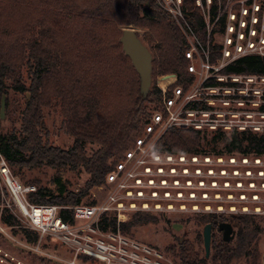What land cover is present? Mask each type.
<instances>
[{
    "label": "trees",
    "instance_id": "obj_1",
    "mask_svg": "<svg viewBox=\"0 0 264 264\" xmlns=\"http://www.w3.org/2000/svg\"><path fill=\"white\" fill-rule=\"evenodd\" d=\"M224 3L225 0H210L207 16L200 13L195 0H182L181 10L188 24L203 37L207 21L213 30L221 31L229 12L235 10L239 15L243 7L237 3L233 9L222 11ZM245 3L251 5V0ZM257 14L255 25L259 29L262 7ZM183 25L172 19L156 0H0V158L14 174H21L23 168L45 165L57 170L82 168L88 174L77 192L68 190L57 175V192L40 185L26 192L29 201L77 204L91 187L104 182L107 172L140 134L160 99L154 80L147 94L142 95L131 61L132 72L126 69L125 58L129 57L119 41L122 30L131 28L138 36L142 31L141 40L152 54L154 76L174 72L183 79L187 76ZM229 70L264 74V57H241ZM10 94L22 95L23 104L11 109ZM57 106L62 114L61 127L73 138L67 148L51 144L44 125V108ZM5 118L11 120L9 128L2 125ZM14 121L19 122L18 127ZM201 133L194 128L172 127L160 138L158 149L206 153L201 146ZM219 141L224 142L222 150L215 147ZM89 143L97 145L90 154L86 150ZM207 143L213 145V153L264 155V133L232 131L227 135L215 131ZM151 214L136 211L119 223L114 216L103 217L100 226L129 231L147 221ZM190 214L197 225L211 224L210 253L201 256L194 242L178 239L167 247L176 264H231L238 259H244L246 264H261L258 241L263 228L256 220L258 214ZM62 215L72 220L69 210H63ZM0 219L6 225H16V216L6 213L4 208ZM222 221L236 227L229 241L216 238ZM22 234L29 242L38 237L28 229Z\"/></svg>",
    "mask_w": 264,
    "mask_h": 264
},
{
    "label": "built area",
    "instance_id": "obj_2",
    "mask_svg": "<svg viewBox=\"0 0 264 264\" xmlns=\"http://www.w3.org/2000/svg\"><path fill=\"white\" fill-rule=\"evenodd\" d=\"M181 17L187 76L179 79L167 72L155 77L160 91L157 107L98 185L104 190L101 200L73 205L33 203L26 192L35 188L19 184L0 158V174L19 213L37 235L56 238L102 264L116 257L114 244L104 236L130 245L129 264H173L163 260L160 250L129 242L118 227L102 229L101 220L114 216L117 223L123 222L136 211L264 214V155L158 149L160 138L172 127L264 133V74L229 70L241 57H264V25L256 27L257 17L249 23L241 19L227 22L220 31L207 21L202 37ZM63 210L70 211L72 220L63 217ZM126 253H120L123 261Z\"/></svg>",
    "mask_w": 264,
    "mask_h": 264
},
{
    "label": "rangeland",
    "instance_id": "obj_3",
    "mask_svg": "<svg viewBox=\"0 0 264 264\" xmlns=\"http://www.w3.org/2000/svg\"><path fill=\"white\" fill-rule=\"evenodd\" d=\"M160 2L163 8L170 14L182 27V0H156ZM195 0V5L199 7L200 13L203 16H207V9L210 0ZM247 0H225L221 10L233 9L235 4L239 3L241 7L239 15L235 10H232L228 14L227 22H234L235 20H247V15L250 14L251 22H254L257 17V10L262 7V23L264 25V0H251V5L246 4ZM220 4V3H219ZM142 31H139V37L141 39ZM219 38V35L216 36ZM126 57V56H125ZM126 69L132 72V66L130 60L125 58ZM24 77H26L25 69H23ZM127 71V70H126ZM153 80L157 75H153ZM11 109L14 105L20 107L23 104L24 98L20 94H10ZM151 108V105H148ZM152 109V108H151ZM12 117V114H11ZM62 114L60 108L57 107H45L44 108V125L48 130V141L56 146L67 148L72 143V136L65 133L61 127ZM11 120L8 118L3 119L2 125L4 128H9ZM15 126H19V122L14 121ZM229 133H227L228 135ZM212 132L201 133V146L208 152H212L213 145L207 143L211 139ZM224 142L219 141L215 146L216 149L222 150ZM131 146V145H130ZM96 144H87L86 150L90 154L95 148ZM122 157V156H121ZM121 159V158H120ZM8 167V166H7ZM9 175L15 178L19 184L23 187L31 186L37 188V186H46L53 192H57V184L55 177L58 175L62 181L66 184L68 190L77 192L84 185L88 174L81 169H56L51 166L45 165L37 168H23L21 174H14L8 167ZM36 183L31 184L30 181ZM0 190L2 193L3 203L0 205V211L4 210L8 214L16 216V225L9 226L2 222L0 219V264H102V261L97 260L94 257H90L82 252H78L76 248L72 249L69 245L62 244L56 238L51 236H40L38 234L35 242H29L22 234L24 229L32 230L27 225V222L19 213L18 208L12 198L11 192L0 174ZM35 190V189H34ZM104 197V190L99 186H93L89 190V193L83 197L82 203H94L101 200ZM131 214L127 217H130ZM226 215V214H225ZM126 219V220H127ZM256 220L259 222L263 231L258 241V250L260 252L259 261L264 264V214H258ZM204 224L197 225L194 222V215L190 213H152L150 218L144 223L134 225L129 231H122L119 229L121 236L126 238L129 242H135L141 246H149L155 250H160L164 255V261H171L176 264L175 256L171 251L167 250L168 246L175 244L178 239H186L194 242L195 249L202 256L204 254V247L202 241V230ZM234 232L236 227H233ZM33 231V230H32ZM200 238V239H198ZM216 238H220V233L216 234ZM104 239L114 244L116 257L111 258L104 264H129L130 262V245L122 243L119 239L115 241L104 236ZM198 240V241H197ZM125 250L126 252H123ZM121 251V252H118ZM120 253H126L127 260L120 258ZM210 253V251H209ZM139 264H143L140 263ZM231 264H246L244 259H238Z\"/></svg>",
    "mask_w": 264,
    "mask_h": 264
},
{
    "label": "water",
    "instance_id": "obj_4",
    "mask_svg": "<svg viewBox=\"0 0 264 264\" xmlns=\"http://www.w3.org/2000/svg\"><path fill=\"white\" fill-rule=\"evenodd\" d=\"M122 50L127 55L138 73L139 89L142 95H146L151 86L152 80V54L148 47L142 42L140 37L131 28L122 30L119 36ZM218 229L222 231V239L229 241L234 236V229L230 222L222 221L218 224ZM202 241L205 256H208L210 251L211 241V224L206 223L202 230Z\"/></svg>",
    "mask_w": 264,
    "mask_h": 264
},
{
    "label": "flooded vegetation",
    "instance_id": "obj_5",
    "mask_svg": "<svg viewBox=\"0 0 264 264\" xmlns=\"http://www.w3.org/2000/svg\"><path fill=\"white\" fill-rule=\"evenodd\" d=\"M217 233H220V240L222 239V231H220L219 229H218V227H217ZM211 232H212V228H211ZM223 240V239H222ZM210 243H211V241H210ZM204 255H205V252H204Z\"/></svg>",
    "mask_w": 264,
    "mask_h": 264
},
{
    "label": "bare ground",
    "instance_id": "obj_6",
    "mask_svg": "<svg viewBox=\"0 0 264 264\" xmlns=\"http://www.w3.org/2000/svg\"><path fill=\"white\" fill-rule=\"evenodd\" d=\"M9 185H10L11 187H14V183H13L12 181H9Z\"/></svg>",
    "mask_w": 264,
    "mask_h": 264
}]
</instances>
